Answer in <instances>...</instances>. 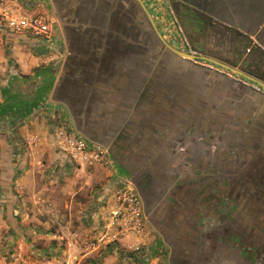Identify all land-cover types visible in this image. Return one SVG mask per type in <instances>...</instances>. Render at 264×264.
Instances as JSON below:
<instances>
[{"label": "rangeland", "instance_id": "374dc122", "mask_svg": "<svg viewBox=\"0 0 264 264\" xmlns=\"http://www.w3.org/2000/svg\"><path fill=\"white\" fill-rule=\"evenodd\" d=\"M0 1L10 6L16 13L27 16L43 13L49 18L51 16L42 3H36L32 9L31 5L27 4L29 0ZM142 1L152 11L153 20L163 39L181 51L195 55L201 53L204 56H207L206 53L215 52L223 58H229L230 50L236 47L234 45L237 42L238 64H241L240 62L246 56H252L259 50L264 54V32L251 35L233 30L235 34L231 35V33L225 32L217 36L214 35L215 38H213L212 31L207 29V32L202 35L205 37L192 40L190 38L191 33L185 35L184 29H180L176 24L174 16L167 15L166 7H162L167 5V0L165 2L161 0ZM177 19L179 20L178 17ZM19 35V32L0 30L1 97H6L3 96V89H9V85L14 81L11 79L12 74L18 73L20 75L22 73L20 62H18L20 57L16 55V51H21L25 55L24 57H27L28 54V60L36 61V66L31 73L27 77H23V79L31 81L30 86H36L29 91V94L35 95V89L41 88L43 82L47 87L45 95H48L51 86L46 81L50 71L47 68L45 71L42 67L46 65L45 62L49 59L50 49L45 48L46 46L36 47L33 43L30 44L32 40L30 37L29 41H25L26 45H23L22 42L24 41L20 39ZM147 36L150 34L147 33ZM147 39L149 40L148 37ZM152 41L154 42V38ZM20 46L21 49H19ZM158 48L157 58L149 55L143 56V70L148 73L147 77L142 78L143 90L146 87L152 88L150 83L152 84L151 78H154L155 70L165 69H163V64H160L161 59L166 56L162 53L164 48H160V45ZM171 58V61L168 60V62L169 66L171 64L174 68H172L174 75L179 78L182 75H189L190 78L196 80L204 78L206 82H212V79H215V83L222 86L220 90H224L221 95L230 94L232 99L237 100L236 113L221 114L220 118L218 117V123L221 124L219 126L220 131L214 129V132L208 127L202 129L198 125H191L190 128L185 127L183 130L174 133L175 137L181 138L182 131H185L184 136L190 138L191 141L195 137L201 136L203 138V144L200 145L203 152L201 159H197L193 155L195 146H191L186 157L185 154L181 156L180 146H175L174 150L169 147V151L175 153V160L180 162L176 168L180 171L175 170V172L193 173L198 169L199 164L202 171L208 172L210 169H217L216 165L219 163L225 165L224 169L234 170L235 167L243 169L256 153L257 148L263 147V145L259 146L258 144L254 146L255 144L252 141H247V138H256L261 134L262 126L260 124L262 122L259 123V121L264 118V95L258 90V86L230 74L226 69L221 68V71L225 75L226 73L232 75V77L227 76L229 80L223 82L221 78L212 77L219 73L215 70L217 68L212 69L213 66H209L204 61H198L199 64H196L191 58L183 59L179 56H172ZM254 62L252 61V67ZM49 63L51 64V62ZM45 77L44 81L38 82ZM176 82V78L173 76L169 83L179 85V82ZM229 83L233 86L234 91L230 88V93L226 94L227 87L224 88L223 86H228ZM160 85L162 84L160 83ZM162 88L169 89V87L164 86ZM24 92L23 96L28 94V91ZM142 93L145 94L143 91ZM147 95L150 94L147 93ZM150 99L143 97V106ZM217 100L223 104V100L220 98ZM0 104H5L4 100ZM38 105H41V102ZM146 107L150 106L146 104ZM10 109L11 107L0 108V135L9 132L4 130L9 120H6V117L2 115L8 114ZM148 114L145 116L148 122L144 118L142 119L145 124L144 127L147 128L143 138L150 142L149 144H154L155 141L160 142L158 137L151 136L157 123L152 119V115L157 116V113ZM160 116L164 117V115ZM24 118H26V114L13 116L9 119H14V122L18 123ZM51 119L53 125L48 131V144L50 143L53 151L56 152L52 140L54 130L61 126L71 128V125L62 116L53 115ZM150 122L151 124H148ZM175 123L177 124L178 121ZM165 128L166 126L160 132L164 134ZM232 138H234L235 145L227 144L228 141L231 142L230 139ZM25 144L24 146L29 148L31 152H35L42 142L36 136H31L29 140H25ZM146 146L147 152L144 154L148 157L151 153V146ZM104 148L106 149V147ZM152 150L153 154L156 153V148ZM108 152L107 158L95 166L68 164L56 160L54 157L51 159L49 153L45 152L41 154L39 160L29 164L30 166L17 170L12 189L13 207H9L10 210L5 205L3 209L0 208V264H134L137 261V258L130 254L126 242L121 244L110 242L109 239L105 238V231L102 228V220L107 210L108 190L115 182L126 181L114 169L115 163ZM136 152L137 150L133 149L127 160V163L132 165L129 167L133 177L139 176L140 170L144 172L141 166L147 168V172L149 168L152 171L162 164L168 167L175 166L173 162H163V152L159 153L161 156L159 155L157 159L154 156L149 161L146 157L141 161L135 160ZM183 156L186 158L185 161H180L179 159ZM135 157L137 158V156ZM231 159L233 162L230 161ZM244 195L249 194L241 187L233 193V201L227 199L228 202L225 203L226 200H224L223 209L216 215V221L209 222L207 220L206 224H202L201 217L205 213L199 212L200 216L194 214L190 220H184L183 234L174 236L168 234L167 231L162 233L164 238L172 241L168 242L172 245H168L166 242L167 246L163 247L164 243L158 249L157 254L160 257L163 256V260L166 258L167 264H264V235L258 234L255 237L257 232L262 231V225L258 229L255 224L261 214L252 212L254 214L252 215L248 210H245L242 205ZM1 196L0 199L2 198L3 201L8 200V198ZM262 201V197L253 200L252 202L255 203L252 207L261 204ZM255 215H258L257 220L255 222L253 219L252 223L251 217ZM217 221H220L218 225L216 224ZM260 222L262 223V221ZM191 223H195L197 226L195 231H190Z\"/></svg>", "mask_w": 264, "mask_h": 264}, {"label": "crops", "instance_id": "0c3cea01", "mask_svg": "<svg viewBox=\"0 0 264 264\" xmlns=\"http://www.w3.org/2000/svg\"><path fill=\"white\" fill-rule=\"evenodd\" d=\"M138 2L142 3L141 0L27 2L32 9L36 3H42L49 9L55 21L56 35L53 37V45L48 48L49 59L42 67L43 70L46 71L47 68L52 72L48 76L52 85L41 105L31 108V104L24 107L25 104L21 103L18 109L20 103L16 104L12 100L9 113L2 115L9 120L4 128L9 132L0 135V195L8 200L3 201L1 198L0 208L3 209L4 205L7 208L13 207L12 189L17 170L30 166L29 164L39 160L45 152L49 153L51 159L54 157L62 161L50 143L48 144V131L53 125L51 118L57 115L67 119L73 131L89 143L110 146L114 154H126L130 157L134 149L137 150L135 160L141 161L146 157L149 161L154 156L157 159L161 156L159 153L163 152V162L175 164L168 167L161 163L162 165L152 171L149 168L147 174L140 170L139 185L134 183L143 199L144 216L151 230L150 242L155 241L160 247L166 242H172L164 238L162 233L167 231L174 236L183 234L184 220H190L194 214L200 216L199 212L205 213L201 217L202 224H206L207 220H217L216 215L221 210L218 169L205 172L200 169L199 164L193 173L179 172L176 168L180 162L175 160V153L169 151V147L174 150L175 146H180L181 156L185 154L186 157L191 146H195L193 155L201 159L203 152L200 145L203 144V138L199 136L191 141L183 133L181 138H177L169 127L165 128L164 134L160 132L162 129L156 130L159 131L156 134L153 133L160 142L149 144L143 138L147 128L144 127L142 119L145 114L150 113V109L148 110L146 104L143 106L141 78L136 75L135 70L141 64L142 44L141 11ZM199 3L207 14L211 10L209 3H213L215 15L225 27L242 34L258 35L264 32V0H199ZM19 34L24 41L23 45H26L25 41H29V37ZM248 37L250 38L249 35ZM21 48L20 46L19 49ZM16 55L20 57L18 64L22 73H13L11 79L27 77L35 68L36 61L28 60V54L24 57L21 51H16ZM229 58L233 59L235 56L232 57L230 52ZM45 79L46 77L38 82ZM29 88L24 83H15L13 86L22 96ZM0 103H3L1 94ZM15 105L17 106L14 107ZM24 114L26 118L21 119V122L15 123L14 119H9ZM31 136H36L42 142L35 152L24 146L25 140H29ZM146 145L151 146L148 157L144 154L147 152ZM154 148L158 155L153 154ZM184 156L179 160L185 161ZM122 159L119 158V161ZM141 169L144 170L145 167L141 166ZM175 170L179 171L176 173ZM262 202L254 207L246 206L245 210L252 215V212L261 214L258 219L262 223L258 220L255 224L258 229L262 225V231L257 234L264 235V201ZM219 223L220 221L216 222L217 225ZM165 244L163 247L167 246ZM157 252L155 248L147 247L143 254L154 256L161 259V264H167L168 260H163V256L160 257Z\"/></svg>", "mask_w": 264, "mask_h": 264}, {"label": "flooded vegetation", "instance_id": "af4514ba", "mask_svg": "<svg viewBox=\"0 0 264 264\" xmlns=\"http://www.w3.org/2000/svg\"><path fill=\"white\" fill-rule=\"evenodd\" d=\"M162 2H165L166 0H161ZM139 3L140 11H141V64L139 65V68L136 67V75L141 78V93L142 91L145 93L142 95V98H148L150 101L146 103L148 106V110L150 109V113H157V116L152 115V119L155 120L156 125L154 127V132L157 133L158 131L163 129V127H169L171 128L173 134L176 133L179 130H183L185 127L190 128L192 126H200L202 129H205L204 127H208L210 130H219L220 131V123H218V117L220 118L221 114L226 113H236V103L237 100L232 99V96L228 93H230L231 90L234 91L233 86L229 83L228 86H223L224 88L227 87L225 93L228 94L227 96L221 95V92L224 91L221 85H217L215 83V79H212L211 81H205L204 78L201 80H196L194 78H190L189 75H182L181 78L174 75L172 73L173 67L169 66V62L171 61L172 56H179L176 54L172 48L177 49L175 46L168 44L164 39L163 36L161 37L158 35V32L160 31L158 26L153 20L152 17V11L147 8V6L143 3ZM144 4V5H143ZM165 4V3H164ZM167 15H172L175 18L176 24L178 27L182 30L184 29V34L187 35V33L190 34V38L192 40L194 39H201L205 36V32H207V29H210V32L212 31V37L215 38V36L221 34V33H231L235 34L233 29L225 28L224 25L220 22V20L216 17L214 12L213 3H209V8L211 9L209 11V14L205 13L203 8L201 7L199 0H167V5L165 4ZM47 8V7H46ZM47 11L49 14L51 12L47 8ZM151 18H150V16ZM179 18V20L177 19ZM52 19V26H51V32L52 37H55L56 35V26L55 21L53 20V17L50 16ZM153 21V22H152ZM147 33L150 34V36H147ZM160 33V32H159ZM161 34V33H160ZM209 34V33H208ZM215 35V36H214ZM189 36V35H188ZM149 38V40L147 39ZM154 42L151 40H153ZM159 40V41H158ZM237 40V37H236ZM150 41V42H148ZM220 43V42H218ZM237 42H235L234 46ZM53 45V41H52ZM160 45V48H164L163 52L166 56L161 59V63L163 64L164 70H155V73L153 74L154 78H151L152 86L151 89L144 88L142 89V78L144 76L147 77L148 73H146L143 70V56L149 55L156 57L157 56V50H159L158 46ZM220 46V45H219ZM179 50V49H178ZM250 51V49H248ZM144 51V52H143ZM232 55L235 56V58L230 59L227 57H221L215 52L206 53L208 57L214 58L222 63H225L238 71L242 72L243 74H239L237 72L231 71L219 64L204 60V59H191L196 64H199L198 61H204L209 64V66L212 69H215L217 72L215 76L216 78H221V81L225 82L229 80L230 74L236 75L238 77H241L244 80L249 81L251 84H254L258 86V90L262 92L264 95V88L259 83L252 81L246 77L252 76L264 83V54L259 50L254 55L246 56L243 61H241V64H238V58L237 57V51L236 48H233L230 50ZM198 55H202L201 53H198ZM148 57V56H147ZM157 58V57H156ZM169 60V62H168ZM252 61L254 62L253 67ZM199 66V65H198ZM205 66V65H200ZM173 68V69H172ZM200 68V67H198ZM226 69L230 74L225 75L222 69ZM144 71V72H143ZM171 71V72H170ZM176 78V81L179 82V85L176 84H170L169 82L172 80V77ZM205 76V75H204ZM214 80V81H213ZM176 82V83H177ZM211 82V83H210ZM164 87H169V89H163L162 85ZM228 83V82H226ZM232 83V81H231ZM245 83V82H244ZM166 84V85H165ZM246 84V83H245ZM149 93L150 95H147ZM154 100H153V99ZM220 98L223 100V104H221L220 100L217 99ZM152 101V103H151ZM142 102V101H141ZM143 103V102H142ZM160 103V104H159ZM229 103V105H228ZM154 107V108H153ZM155 111V112H154ZM264 114V113H263ZM149 115V114H148ZM160 115H164V117H161ZM146 116V114H145ZM160 118V119H159ZM144 120L148 122V120L144 117ZM178 123L176 124L175 122ZM261 134L259 137L256 138H247V141H252L254 146L257 144L263 145V147H258L256 150V153L253 155V157L250 159V161L247 163L244 168L237 169L235 167L234 170L232 169H224L225 165H221L219 163L217 166L218 169V176H219V182L217 183L219 185V201L221 202V209H223L222 205L224 204L223 201L228 202L233 201L232 195L236 190L241 189V187L249 194L244 195L242 205L244 208L246 206H251L255 202H252L255 199H258L260 197L263 198L264 201V118L263 120H260L259 123H261ZM158 124V125H157ZM157 126V127H156ZM214 130V132H215ZM182 133L185 135V131H182ZM155 137L154 135H151ZM222 139V137H221ZM238 139V138H237ZM230 141L227 142V144L235 145L234 144V138L230 139ZM246 140V139H245ZM233 141V142H232ZM243 142V141H241ZM105 147V146H104ZM261 148V149H260ZM107 151H109V156L114 161V169L117 173L121 175V177H124L123 179H126L129 183H131L136 191L139 193V188L134 183H138L139 177L137 178L132 177L133 175L130 173V167L127 168V160L129 156L126 154H114L113 148L110 146L106 147ZM253 150V149H251ZM119 158H123L122 161H119ZM115 159V160H114ZM237 159V158H236ZM233 162V160H230ZM260 161V162H259ZM259 162V163H258ZM236 163V162H235ZM251 167H247V166ZM247 167V168H246ZM147 168L144 169V173L147 174ZM240 176V177H239ZM132 178L133 180L130 181ZM130 179V180H129ZM139 185V183H138ZM253 191V193H252ZM140 194V193H139ZM226 194V195H225ZM141 196V195H140ZM251 198V199H250ZM142 199V196H141ZM263 203V202H262ZM143 204V199H142ZM255 219V222L257 220V216L251 217V221ZM197 229V226L195 223H191L190 225V231H195ZM258 234L256 233L255 237ZM255 242V241H254Z\"/></svg>", "mask_w": 264, "mask_h": 264}, {"label": "built area", "instance_id": "2783aa9c", "mask_svg": "<svg viewBox=\"0 0 264 264\" xmlns=\"http://www.w3.org/2000/svg\"><path fill=\"white\" fill-rule=\"evenodd\" d=\"M52 19L43 13L25 15L16 13L0 1V30L26 34L36 47L52 46ZM55 151L68 164L95 166L107 158V149L100 144L89 143L68 126L57 127L52 136ZM107 210L102 220L105 238L110 242H126L134 264H161V260L142 254L145 248H161L150 242V226L144 216L140 194L127 181H117L108 190Z\"/></svg>", "mask_w": 264, "mask_h": 264}, {"label": "water", "instance_id": "95a60500", "mask_svg": "<svg viewBox=\"0 0 264 264\" xmlns=\"http://www.w3.org/2000/svg\"><path fill=\"white\" fill-rule=\"evenodd\" d=\"M150 18H151V16H150ZM158 35L161 37V34L159 32H158ZM172 50L176 54H178V55H180L182 57L191 58V59H204V60L219 64V65H221V66H223V67H225V68H227V69H229L231 71L237 72L239 74H243L242 72L238 71L237 69H235V68H233V67H231V66H229V65H227L225 63H222V62H220V61H218V60H216L214 58H211V57H208V56H204V55H195V54H192V53H187V52L175 49V48H172ZM50 73L52 74V72H50ZM246 77L248 79L252 80V81H255V82L259 83L264 88V83L262 81L254 78L252 76H247L246 75ZM13 80L14 81L9 85V87H10L9 89H3V93H4L3 96H6V97L3 98L5 104H0V108L5 109V107H10L12 105L11 103H13L12 100H15L16 104L20 103L18 106L15 105V107L17 106L18 108L20 107L21 103L22 104H26V103L27 104H31V106H32L31 108H33L34 106H38L39 102H44L42 97L45 96V90L47 89V87L44 84H43V86L41 88H36L35 91L37 93L35 95L31 96L29 94V91L32 89V86H30L31 85V83H30L31 81L30 80L23 79V78H18V77H14ZM14 82L15 83H24V86L29 85L30 86V90L27 92L28 94H25L24 96H22L21 92H16L15 89H13V86L15 84ZM46 83H48V85L51 86L52 85L51 79L48 78V82H46ZM27 106H29V105H24V107H27Z\"/></svg>", "mask_w": 264, "mask_h": 264}, {"label": "trees", "instance_id": "16d2710c", "mask_svg": "<svg viewBox=\"0 0 264 264\" xmlns=\"http://www.w3.org/2000/svg\"><path fill=\"white\" fill-rule=\"evenodd\" d=\"M46 82H48V80Z\"/></svg>", "mask_w": 264, "mask_h": 264}]
</instances>
